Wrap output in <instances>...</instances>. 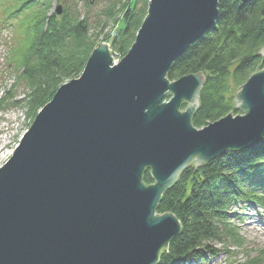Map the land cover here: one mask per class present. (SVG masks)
<instances>
[{
  "label": "water",
  "instance_id": "1",
  "mask_svg": "<svg viewBox=\"0 0 264 264\" xmlns=\"http://www.w3.org/2000/svg\"><path fill=\"white\" fill-rule=\"evenodd\" d=\"M219 1L149 0L122 60L100 43L38 112L0 168V264H158L182 229L174 214L156 213L162 195L195 161L263 141L264 69L236 95L243 115L202 129L192 119L205 75L167 78L215 28Z\"/></svg>",
  "mask_w": 264,
  "mask_h": 264
},
{
  "label": "trees",
  "instance_id": "2",
  "mask_svg": "<svg viewBox=\"0 0 264 264\" xmlns=\"http://www.w3.org/2000/svg\"><path fill=\"white\" fill-rule=\"evenodd\" d=\"M52 1L0 0L1 13L17 20L20 35L21 31L26 32L15 70L17 82L24 81L28 92L23 102L14 100L13 104L26 107L32 121L61 85L81 76L98 45L91 37L88 18L81 16L77 5L71 12L66 9L59 18L49 13ZM90 1L99 0L77 2L90 7ZM102 1L110 3L103 11L106 19L102 29L110 21L115 24L122 21L111 46L125 56L147 16L149 0ZM263 47L264 0H251L247 4L220 0L215 28L192 44L167 75L170 81L200 72L205 75L200 107L192 119L196 128L232 112L238 115L235 90L264 69V56L259 54ZM10 95V91L6 92L1 106ZM181 109L185 110L186 105ZM143 180L146 185L154 183L149 170ZM240 204L264 210V138L255 147L227 151L198 169L190 166L177 184L162 195L156 213L174 214L182 229L168 249L162 250L158 264H206L220 254L218 244L227 246L233 242L242 248V237L230 221L231 215H237L234 208ZM263 263L264 254H260L241 264Z\"/></svg>",
  "mask_w": 264,
  "mask_h": 264
},
{
  "label": "rangeland",
  "instance_id": "3",
  "mask_svg": "<svg viewBox=\"0 0 264 264\" xmlns=\"http://www.w3.org/2000/svg\"><path fill=\"white\" fill-rule=\"evenodd\" d=\"M77 1L53 0L49 13L54 14L59 5L63 7V13L66 9L71 12L73 7L77 5L81 16L83 18L87 17L89 20L92 27L91 37L98 45L102 42L108 43L106 40L116 34L117 30L122 27V21L118 25L110 21L107 27L102 29L106 19L103 11L110 3L102 0L90 1L91 5L87 7ZM27 12L30 13V10ZM2 18L0 13V19ZM59 18H62V16ZM16 23L13 27L0 25V101L6 92H11L4 106H1L0 102V168L3 167L6 160L13 156L20 140L33 123L26 107L13 104L14 100L23 102L25 94L28 92L24 81L20 84L17 82L16 62L19 59V55H21L26 32L21 31V36ZM111 52L113 56L115 52L113 50ZM117 54L119 58H116V61H120L124 56ZM240 90V88L235 90L234 97ZM234 105L236 106V103ZM231 114L235 117L237 113L232 112ZM238 115H243V113L240 111ZM195 163L196 161L191 166L195 167ZM234 209L239 214L231 215L230 221L242 237L243 247L238 248L233 242L227 243V246L218 244L216 248L220 251V254L210 258L206 264H241L247 259L264 254V211L255 205L243 206L241 204ZM227 252L230 257L226 256Z\"/></svg>",
  "mask_w": 264,
  "mask_h": 264
},
{
  "label": "built area",
  "instance_id": "4",
  "mask_svg": "<svg viewBox=\"0 0 264 264\" xmlns=\"http://www.w3.org/2000/svg\"><path fill=\"white\" fill-rule=\"evenodd\" d=\"M113 58H114L115 63H118V62H119V61H116V58H119L117 53H115V54L113 55ZM7 161H8V160H6V162H7ZM6 162H4V163H6Z\"/></svg>",
  "mask_w": 264,
  "mask_h": 264
}]
</instances>
